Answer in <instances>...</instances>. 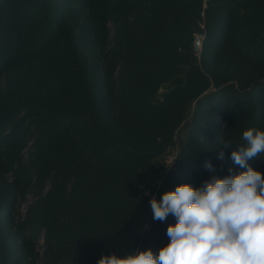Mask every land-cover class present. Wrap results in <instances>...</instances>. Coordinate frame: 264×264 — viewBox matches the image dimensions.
Instances as JSON below:
<instances>
[{"label":"rangeland","instance_id":"374dc122","mask_svg":"<svg viewBox=\"0 0 264 264\" xmlns=\"http://www.w3.org/2000/svg\"><path fill=\"white\" fill-rule=\"evenodd\" d=\"M177 1L0 0L14 11L0 12V264H97L102 255L148 249L158 255L176 218L154 220L152 198L247 170L230 156L246 145L243 131L264 130V32L257 40V28L240 27L249 14L242 1L232 4L237 17L229 26L222 12L208 21L202 11L193 54L188 46L151 50L172 66L149 92L121 89L134 85L124 83L138 59L134 47L147 48L126 31L153 8L174 19ZM127 41L131 47L121 44ZM99 55L107 63H89ZM109 85L127 95L110 96V111L95 102ZM136 101L149 111L137 126ZM169 104L174 122L163 119ZM248 165L264 174V153Z\"/></svg>","mask_w":264,"mask_h":264},{"label":"clouds","instance_id":"9594fccd","mask_svg":"<svg viewBox=\"0 0 264 264\" xmlns=\"http://www.w3.org/2000/svg\"><path fill=\"white\" fill-rule=\"evenodd\" d=\"M242 138L246 145L232 150L230 159L246 171L213 177L199 189L180 184L159 201L151 199L154 220L176 218L167 228L170 242L158 255L151 249L113 253L97 264H264V174L248 165L264 153V130L249 128ZM224 158L221 151L217 159ZM204 166L213 170L210 161Z\"/></svg>","mask_w":264,"mask_h":264},{"label":"trees","instance_id":"16d2710c","mask_svg":"<svg viewBox=\"0 0 264 264\" xmlns=\"http://www.w3.org/2000/svg\"><path fill=\"white\" fill-rule=\"evenodd\" d=\"M239 2L242 1L244 3L245 7L244 10L246 9L249 14L245 16L240 17L241 19H245V23L241 22L240 27L242 29H249V32H253L254 28L256 29V38L257 40H260L261 35H263L264 32V0H238ZM207 6L205 8L202 7V0H179L177 1L175 5V9H172L171 11L174 12L175 18L172 19V16L170 15L171 12L165 13L166 11L162 10L161 14V9H154L152 14H150V18L145 19L144 21L142 20H137L134 22V25L126 31L129 32L130 37L133 38V43H140L147 48H144L141 50V53H139L138 47H134V52L137 54V58L134 61L130 62V68L127 71L128 75L130 76L129 78L131 80L129 81H124V83H134L133 86H122L121 89L124 90H131V91H145L149 92V88L151 87V83H155L160 81L163 77L166 76L167 70L171 68V64L169 63H164L167 59H160V57H163V55H153L150 53L151 50H155V48L158 45H163L167 46L170 49H175V48H186L188 46L189 51L191 54H193V49H192V43H193V32H195L196 27L198 26L199 20H201V13L204 11L207 15L208 21L210 19L212 20L214 17L216 18L217 13L222 12V20L225 21L224 24L225 26H229L230 24L232 25L234 19L237 17V15L232 16V11H236L235 7H233L232 4L237 5L236 0H206ZM237 2V3H236ZM225 3L226 5L231 4L230 6L226 7V10H223L222 5ZM166 9V7H164ZM234 8V9H233ZM5 6L0 4V12H4ZM7 13L13 14L14 11L11 9L6 10ZM161 14V15H160ZM221 14V13H219ZM215 15V16H214ZM240 16V15H238ZM65 21L69 22L71 16H66L64 17ZM237 21L239 22V19ZM175 20V21H174ZM172 22V23H169ZM66 26V25H65ZM64 27V26H63ZM61 28L64 30V28ZM77 28H80V25H77ZM234 27H230L227 30V34L225 35V38H227V42L229 41V36L230 33L232 32ZM89 31L92 33L93 27L89 26ZM65 32V31H64ZM61 33L59 36L63 37V42L64 39L67 37L66 33ZM140 33V35H138ZM192 33V34H191ZM249 34V33H248ZM140 36L138 39L137 37ZM68 40V45L71 47L72 40L70 37H67ZM65 43V42H64ZM119 44V41L116 42ZM121 44L124 47H131L130 46V41L121 42ZM81 45V43H80ZM148 48H152L148 50ZM147 50V51H146ZM145 53H144V52ZM144 53V54H143ZM149 54V56H148ZM217 53H214L216 55ZM82 54H77V63H79V56ZM147 55V56H146ZM146 56V57H145ZM104 56H95L91 62L89 63H99L100 67L103 66V63H107L106 60L103 58ZM147 58V59H145ZM149 60V61H148ZM112 61V58H111ZM84 63H87L86 61ZM109 63V62H108ZM109 86L104 87L103 93L104 95H100L98 101L95 100L96 103L101 102V104L104 106H107V108L110 109L112 108L113 105H110L109 103V97L114 95V98L116 100H127V95H124L125 91H117L115 93H112V88ZM129 94H132L129 92ZM88 101V100H87ZM121 102V101H120ZM125 103V102H124ZM147 104V102H146ZM169 104L165 109V114L163 115L164 118H170L169 122H174L176 116L173 112H171ZM110 106V107H109ZM135 108L134 112H132L131 120L136 121L132 122L137 126V123L139 121L144 120V117L149 111L147 109L148 105H143L142 101H136L133 105ZM119 107V106H118ZM121 108V107H119ZM118 108V109H119ZM103 110V108H101ZM124 109V107H122ZM171 112V113H170ZM157 114H159L157 112ZM100 115V114H99ZM152 117V116H150ZM133 124L131 126H133ZM140 124V123H139ZM139 126V125H138ZM137 130V129H136ZM129 135L127 132H122V138H128ZM118 148V147H117ZM107 153H104L103 156H106Z\"/></svg>","mask_w":264,"mask_h":264},{"label":"built area","instance_id":"2783aa9c","mask_svg":"<svg viewBox=\"0 0 264 264\" xmlns=\"http://www.w3.org/2000/svg\"><path fill=\"white\" fill-rule=\"evenodd\" d=\"M195 45H196V49H198L201 46V38H200V35H196ZM145 228H147V226Z\"/></svg>","mask_w":264,"mask_h":264}]
</instances>
